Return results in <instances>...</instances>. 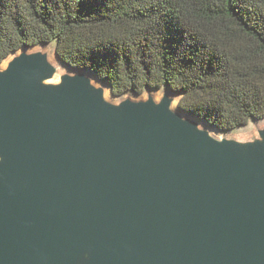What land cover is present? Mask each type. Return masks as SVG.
I'll list each match as a JSON object with an SVG mask.
<instances>
[{
  "label": "water",
  "instance_id": "water-1",
  "mask_svg": "<svg viewBox=\"0 0 264 264\" xmlns=\"http://www.w3.org/2000/svg\"><path fill=\"white\" fill-rule=\"evenodd\" d=\"M65 67L0 69V264H264V126L220 137Z\"/></svg>",
  "mask_w": 264,
  "mask_h": 264
},
{
  "label": "trees",
  "instance_id": "trees-1",
  "mask_svg": "<svg viewBox=\"0 0 264 264\" xmlns=\"http://www.w3.org/2000/svg\"><path fill=\"white\" fill-rule=\"evenodd\" d=\"M47 45L117 98L169 90L220 133L264 120V0H0V65Z\"/></svg>",
  "mask_w": 264,
  "mask_h": 264
},
{
  "label": "rangeland",
  "instance_id": "rangeland-1",
  "mask_svg": "<svg viewBox=\"0 0 264 264\" xmlns=\"http://www.w3.org/2000/svg\"><path fill=\"white\" fill-rule=\"evenodd\" d=\"M36 50H45V51H47V52H49L51 54L53 52H55L54 45L39 46V47H35V48H31L30 49V51H36ZM10 59H11V57H9L6 61H4V63L2 65H0V69L4 68L7 65L8 61ZM58 64L60 66H63L60 62ZM64 70H70V69L68 67H65V68H63L62 71H64ZM99 83L103 84L101 82H99ZM150 93L153 96H155V98L157 100H160L163 97L164 90H161V91H147V92L143 93L140 96L133 95V94H128V95H125V96L120 97V98H112V100L114 102H119V101H121V100H123L125 98H128V97H130L132 99H135V100H144V99L148 98V95ZM175 105H178V101H176ZM263 126H264V120L263 121H251L249 123V125L246 126V127L239 128L237 130H234V131H231V132H227V133H222V132L220 133L219 131H216L215 134H217L220 137H230V138H236V139H239V140H248V139H251L252 137L256 136L257 135V130L259 128H262Z\"/></svg>",
  "mask_w": 264,
  "mask_h": 264
},
{
  "label": "bare ground",
  "instance_id": "bare-ground-1",
  "mask_svg": "<svg viewBox=\"0 0 264 264\" xmlns=\"http://www.w3.org/2000/svg\"><path fill=\"white\" fill-rule=\"evenodd\" d=\"M50 47V46H49ZM50 50V49H49ZM50 59L54 62V63H59L60 62V60L57 58V56H56V54H55V52H53L52 54L50 53ZM71 70V69H70ZM100 82V81H99ZM106 90H107V92H106V97L108 98V99H112L113 97H112V95H111V91H110V89L107 87L106 88ZM177 107H178V105H176ZM176 107V108H177ZM178 109V108H177ZM214 133H216V130H214Z\"/></svg>",
  "mask_w": 264,
  "mask_h": 264
}]
</instances>
